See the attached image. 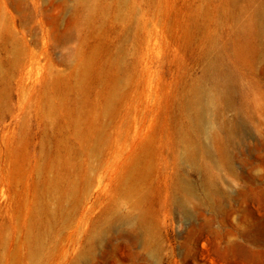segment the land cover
I'll return each mask as SVG.
<instances>
[{"label": "rangeland", "instance_id": "rangeland-1", "mask_svg": "<svg viewBox=\"0 0 264 264\" xmlns=\"http://www.w3.org/2000/svg\"><path fill=\"white\" fill-rule=\"evenodd\" d=\"M0 264H264V0H0Z\"/></svg>", "mask_w": 264, "mask_h": 264}, {"label": "bare ground", "instance_id": "bare-ground-1", "mask_svg": "<svg viewBox=\"0 0 264 264\" xmlns=\"http://www.w3.org/2000/svg\"><path fill=\"white\" fill-rule=\"evenodd\" d=\"M216 101L217 99L208 93H199L184 104V107L190 112L191 123L198 127L195 131L184 130L179 133L178 146H183L184 158L187 161L194 160L196 153L202 149V144L194 138V133L199 132L203 135L202 132H204L207 138L211 136L209 128L203 127L202 121L206 118L208 111L216 106ZM140 226L143 230L147 229L144 219L140 220Z\"/></svg>", "mask_w": 264, "mask_h": 264}]
</instances>
